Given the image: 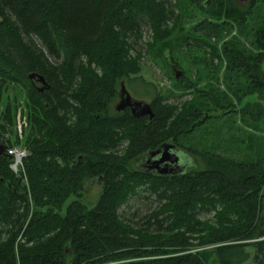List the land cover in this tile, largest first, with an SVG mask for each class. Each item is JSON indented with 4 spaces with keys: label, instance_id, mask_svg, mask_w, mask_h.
Listing matches in <instances>:
<instances>
[{
    "label": "trees",
    "instance_id": "obj_1",
    "mask_svg": "<svg viewBox=\"0 0 264 264\" xmlns=\"http://www.w3.org/2000/svg\"><path fill=\"white\" fill-rule=\"evenodd\" d=\"M261 7L259 51L229 41L218 56L247 72L248 93L264 102V0H0V140L12 132L21 93L29 153L27 187L22 172L17 178L9 169L8 145L0 155V264H264L263 159L184 150V133L205 121L202 104L166 103L140 76L144 51L167 49L192 13L200 18L181 38L201 47L236 23L247 28ZM144 26L151 40L142 50ZM121 81L148 91L151 119L110 113ZM165 142L201 165L171 175L144 171L139 157ZM90 178L100 180L92 208L80 199ZM141 192L157 205L132 224L118 210Z\"/></svg>",
    "mask_w": 264,
    "mask_h": 264
},
{
    "label": "rangeland",
    "instance_id": "obj_2",
    "mask_svg": "<svg viewBox=\"0 0 264 264\" xmlns=\"http://www.w3.org/2000/svg\"><path fill=\"white\" fill-rule=\"evenodd\" d=\"M238 2L245 6L248 0H238ZM261 14L262 7L254 9L248 19L247 28H242L236 23L229 34L219 39L212 38L207 41L208 43L204 40L201 47H196V41L193 39L184 42L181 38L183 33L192 34L190 28L199 20L200 14L192 13L195 17L190 19L187 17L182 19V16L181 22H178V25H181L178 31L175 32L174 29L165 41L167 49L156 52L152 50L150 53L149 49L144 51L145 54L140 62V76L152 84L158 96L164 102L171 104L187 101L202 104L201 112L206 113L205 121L201 126L190 133H184L181 139L183 144L180 146L184 150L208 149L243 161L263 159L264 164V109L261 107L264 102L259 100L255 92L248 93L251 92L248 73L243 70L228 69L229 62L222 55L218 56V53L221 54L223 44L229 41L236 43L246 53L258 52L259 46L254 43L257 42L255 38L258 36L254 29L258 32L257 21L261 20ZM150 40V30L144 26L141 41H139L142 50L144 43ZM47 55L53 62V57ZM176 71L180 73L177 78L175 77ZM126 87L133 98L151 102L152 97L146 95L148 91L142 84ZM10 91L3 95L1 110L6 102L5 94H9ZM16 94L19 107L15 113V125L12 132L4 133L0 140V144L8 145V147L21 146L28 129L25 121L26 108H23L25 98L21 93L16 92ZM117 101L118 97L110 103V113L116 112L114 106ZM182 148L179 149L182 150ZM25 150L29 154L26 147ZM184 150L180 153L183 160L187 162L186 168H194L195 164L201 163L198 156H190ZM129 165L133 167V162L130 161ZM9 169L17 178L23 174L22 184L25 187L28 186L23 163L21 174L13 171L10 164ZM98 181L90 178L83 184L80 199L88 208L94 207L100 193ZM75 198L70 195L66 204ZM156 205L157 201L154 196L141 192L140 195L130 197L118 211L123 219L140 225L144 222L145 215ZM202 217L211 218V214H205ZM243 264L254 263L248 261Z\"/></svg>",
    "mask_w": 264,
    "mask_h": 264
},
{
    "label": "water",
    "instance_id": "obj_3",
    "mask_svg": "<svg viewBox=\"0 0 264 264\" xmlns=\"http://www.w3.org/2000/svg\"><path fill=\"white\" fill-rule=\"evenodd\" d=\"M179 72H175V77L179 76ZM30 79L36 78L39 82L45 84L43 76L31 73L28 75ZM119 101L115 104L116 112H122L129 109L132 116L141 118L148 116L151 119L154 115L150 102L133 98L128 92L123 81L119 85ZM206 116V113L204 114ZM4 151V146L0 144V155ZM180 150L174 143L165 142L153 150L147 152V157L142 164L144 171H152L156 175H171L182 172L187 165L181 156ZM140 166V165H139ZM100 183V182H99Z\"/></svg>",
    "mask_w": 264,
    "mask_h": 264
},
{
    "label": "built area",
    "instance_id": "obj_4",
    "mask_svg": "<svg viewBox=\"0 0 264 264\" xmlns=\"http://www.w3.org/2000/svg\"><path fill=\"white\" fill-rule=\"evenodd\" d=\"M6 154L9 156L10 168L15 172H23L22 171V160L27 156V152L25 150V146H14L8 147L5 150Z\"/></svg>",
    "mask_w": 264,
    "mask_h": 264
},
{
    "label": "flooded vegetation",
    "instance_id": "obj_5",
    "mask_svg": "<svg viewBox=\"0 0 264 264\" xmlns=\"http://www.w3.org/2000/svg\"><path fill=\"white\" fill-rule=\"evenodd\" d=\"M34 83L40 85V84H39V81L36 80V79H35ZM117 97H118V101H119V99H120L119 94H118ZM118 101H117V102H118ZM125 110H129V109L126 108V109H124L123 111H125ZM129 112H130V111H129ZM146 157H147V152L144 153L143 155H141V156L139 157V159L137 160V164L140 165V166H142V164L144 163ZM147 172H152V171H147Z\"/></svg>",
    "mask_w": 264,
    "mask_h": 264
}]
</instances>
